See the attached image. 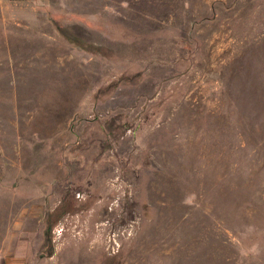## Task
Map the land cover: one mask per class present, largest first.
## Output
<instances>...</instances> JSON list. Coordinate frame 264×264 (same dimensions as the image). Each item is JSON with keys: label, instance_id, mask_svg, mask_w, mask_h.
Instances as JSON below:
<instances>
[{"label": "rangeland", "instance_id": "1", "mask_svg": "<svg viewBox=\"0 0 264 264\" xmlns=\"http://www.w3.org/2000/svg\"><path fill=\"white\" fill-rule=\"evenodd\" d=\"M0 264H264V0H0Z\"/></svg>", "mask_w": 264, "mask_h": 264}, {"label": "trees", "instance_id": "2", "mask_svg": "<svg viewBox=\"0 0 264 264\" xmlns=\"http://www.w3.org/2000/svg\"><path fill=\"white\" fill-rule=\"evenodd\" d=\"M60 33L71 43L75 44L76 46L80 47L83 50L90 51L91 47L88 45H85L82 41L77 39L75 36L70 34L69 32H66L65 30H60Z\"/></svg>", "mask_w": 264, "mask_h": 264}, {"label": "crops", "instance_id": "3", "mask_svg": "<svg viewBox=\"0 0 264 264\" xmlns=\"http://www.w3.org/2000/svg\"><path fill=\"white\" fill-rule=\"evenodd\" d=\"M29 3H33L34 5L43 6L47 0H27Z\"/></svg>", "mask_w": 264, "mask_h": 264}]
</instances>
